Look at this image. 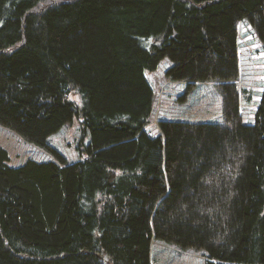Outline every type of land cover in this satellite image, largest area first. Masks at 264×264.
<instances>
[{
  "label": "trees",
  "instance_id": "trees-1",
  "mask_svg": "<svg viewBox=\"0 0 264 264\" xmlns=\"http://www.w3.org/2000/svg\"><path fill=\"white\" fill-rule=\"evenodd\" d=\"M243 18L264 42V0H0V124L49 147L78 117L87 155L11 166L0 147V264H153L154 239L264 264V92L244 123ZM165 57L173 79L221 81L224 124L147 132L146 70Z\"/></svg>",
  "mask_w": 264,
  "mask_h": 264
},
{
  "label": "rangeland",
  "instance_id": "rangeland-1",
  "mask_svg": "<svg viewBox=\"0 0 264 264\" xmlns=\"http://www.w3.org/2000/svg\"><path fill=\"white\" fill-rule=\"evenodd\" d=\"M237 31L240 67L237 85L243 122L254 124L264 92V42L248 18L238 21ZM173 64L171 58L165 57L157 69L146 70L147 80L154 91L153 113L147 132L152 136L160 135V122L164 120L224 124L221 81H199L190 85L173 79L167 74ZM70 98L79 104L82 102L76 93L70 94ZM81 126V120L75 117L49 136V147H41L0 124V147L7 149L11 166H21L29 160L61 161L58 155L64 158V164H71L87 156L80 149L83 140ZM83 142L89 144V135ZM151 255L153 264H216L204 249L184 248L160 239H154Z\"/></svg>",
  "mask_w": 264,
  "mask_h": 264
},
{
  "label": "water",
  "instance_id": "water-1",
  "mask_svg": "<svg viewBox=\"0 0 264 264\" xmlns=\"http://www.w3.org/2000/svg\"><path fill=\"white\" fill-rule=\"evenodd\" d=\"M103 259H104L105 261H108V258H107L106 256H104Z\"/></svg>",
  "mask_w": 264,
  "mask_h": 264
}]
</instances>
